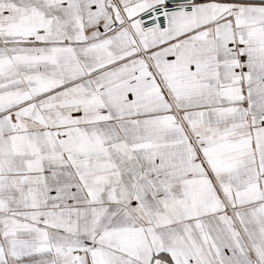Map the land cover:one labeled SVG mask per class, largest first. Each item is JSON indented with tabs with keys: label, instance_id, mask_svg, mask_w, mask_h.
<instances>
[{
	"label": "snow or ice",
	"instance_id": "1",
	"mask_svg": "<svg viewBox=\"0 0 264 264\" xmlns=\"http://www.w3.org/2000/svg\"><path fill=\"white\" fill-rule=\"evenodd\" d=\"M0 264H264V0H0Z\"/></svg>",
	"mask_w": 264,
	"mask_h": 264
}]
</instances>
